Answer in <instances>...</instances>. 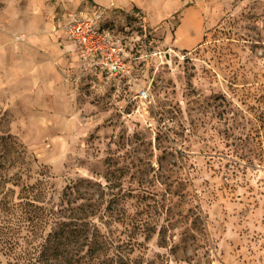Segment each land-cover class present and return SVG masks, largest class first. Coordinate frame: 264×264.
Here are the masks:
<instances>
[{"label":"rangeland","instance_id":"1","mask_svg":"<svg viewBox=\"0 0 264 264\" xmlns=\"http://www.w3.org/2000/svg\"><path fill=\"white\" fill-rule=\"evenodd\" d=\"M74 10L130 78L82 71ZM0 134L40 202L0 220V264H264V0H0Z\"/></svg>","mask_w":264,"mask_h":264},{"label":"built area","instance_id":"2","mask_svg":"<svg viewBox=\"0 0 264 264\" xmlns=\"http://www.w3.org/2000/svg\"><path fill=\"white\" fill-rule=\"evenodd\" d=\"M102 11L68 12L61 25L66 38L74 44L82 58V71L89 75H108L113 78H130V55L120 39L101 25ZM138 97L146 100L141 91Z\"/></svg>","mask_w":264,"mask_h":264},{"label":"trees","instance_id":"3","mask_svg":"<svg viewBox=\"0 0 264 264\" xmlns=\"http://www.w3.org/2000/svg\"><path fill=\"white\" fill-rule=\"evenodd\" d=\"M24 154V150L20 144L15 142L9 135L0 134V220L1 222L4 221L5 218L12 220L15 218V213L18 208H21L24 205H28L34 208V214L39 208V201L35 199H30L28 201L21 200L16 202L14 200L15 195V188L20 186L21 176L19 175L20 168L17 170L16 173H11L12 169L17 166V163L21 160ZM25 201V202H24ZM9 221V220H8ZM11 223V222H9ZM3 230H9L8 228L3 225L0 228V233ZM6 233L4 234L3 238L0 236V244L1 245H9L13 247L14 243L10 240L5 238ZM5 245V246H6ZM41 251L39 255L31 256L26 264H43L44 262L47 263V258H44V245L39 246Z\"/></svg>","mask_w":264,"mask_h":264},{"label":"crops","instance_id":"4","mask_svg":"<svg viewBox=\"0 0 264 264\" xmlns=\"http://www.w3.org/2000/svg\"><path fill=\"white\" fill-rule=\"evenodd\" d=\"M74 11H78V10H74ZM86 12H88V11H86ZM68 12H65V13H63V14H61L60 16H59V18L57 19V23H56V26H57V30H58V32H60L64 37H65V39L68 41V42H70L67 38H66V36L63 34V32H62V30H61V25H62V23H63V20H64V17H65V15L67 14ZM70 44H72L71 42H70ZM73 46H74V44H72ZM75 47V46H74Z\"/></svg>","mask_w":264,"mask_h":264}]
</instances>
